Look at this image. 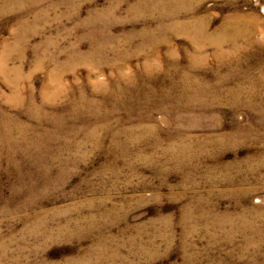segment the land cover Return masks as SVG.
Listing matches in <instances>:
<instances>
[{"label": "rangeland", "instance_id": "obj_1", "mask_svg": "<svg viewBox=\"0 0 264 264\" xmlns=\"http://www.w3.org/2000/svg\"><path fill=\"white\" fill-rule=\"evenodd\" d=\"M0 264H264V0H0Z\"/></svg>", "mask_w": 264, "mask_h": 264}]
</instances>
